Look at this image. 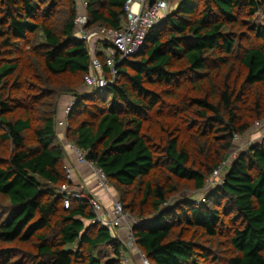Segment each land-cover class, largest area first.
I'll use <instances>...</instances> for the list:
<instances>
[{"label": "trees", "instance_id": "16d2710c", "mask_svg": "<svg viewBox=\"0 0 264 264\" xmlns=\"http://www.w3.org/2000/svg\"><path fill=\"white\" fill-rule=\"evenodd\" d=\"M126 1L85 0L87 29L120 30ZM260 14L264 0H179L115 83L87 94L76 0H0V264H121L92 195L64 207L60 190L73 183L58 110L68 95L66 141L144 220L134 236L150 264H264V139L205 198L169 204L183 185L204 191L235 136L264 121ZM104 247L114 255L102 262Z\"/></svg>", "mask_w": 264, "mask_h": 264}, {"label": "built area", "instance_id": "2783aa9c", "mask_svg": "<svg viewBox=\"0 0 264 264\" xmlns=\"http://www.w3.org/2000/svg\"><path fill=\"white\" fill-rule=\"evenodd\" d=\"M84 7L76 18L77 36L84 41L89 49L91 58L90 73L85 77V88L89 93L103 94L115 83L118 75V65L125 59L135 57L145 46L147 37L154 26L162 22L173 10L171 0H158L151 3L149 0H127L124 8L125 18L120 30L108 28L87 29L88 17L85 11L87 4L83 0ZM106 70L108 75H106ZM75 99L66 110V115L71 112ZM262 124V123H260ZM63 126V123L58 125ZM243 138L235 136L234 142H242ZM67 151L75 153L77 162L80 165H87L94 172L96 182L104 189L110 199L111 207L105 208L96 197L90 198V204L95 213L94 222L101 228L109 229L114 238L121 244L119 259L121 264H130L132 256L136 255L139 264H150L146 255L139 248L134 236V229L144 223L125 212L123 204L117 196L111 192L107 177L92 163H89L85 154L74 145L66 142ZM225 164L214 171L212 176L206 181V188L216 189L220 186L219 180ZM67 177L72 180L73 171L67 168ZM205 188V189H206ZM60 194L64 198V207L69 209L70 199L85 198L81 190H77L74 185H65L61 188ZM122 231L125 237L122 236Z\"/></svg>", "mask_w": 264, "mask_h": 264}, {"label": "rangeland", "instance_id": "374dc122", "mask_svg": "<svg viewBox=\"0 0 264 264\" xmlns=\"http://www.w3.org/2000/svg\"><path fill=\"white\" fill-rule=\"evenodd\" d=\"M178 1L179 0H171L172 8L173 9L176 6V4L178 3ZM76 2L78 4V10H79V14H80L82 8L84 7L83 6L84 3H83V0H76ZM255 23L264 26V16L262 14L258 15L257 16V21H255ZM83 86H84V88L82 90V93H87L88 94L89 92L86 90L85 85H83ZM68 96H70V98H72V95H68ZM63 97H65V96H63ZM261 123L262 124L258 123L252 129V131H250L245 136L246 137V140H244V137H242L243 138V141L242 142H239L237 144L234 142L235 147H234L233 151H231L227 163H225V166H227V167H225L223 169L222 177L219 180L220 185L222 184V181H223V175H226L228 173V171H229V167H230L229 164L232 163L238 157V155H240L241 153L245 152L250 145L257 144V143L261 142L264 139V121L261 122ZM65 138L66 137H64V139ZM212 191H213V189H209V188H206L204 191H195L191 185H183V186L180 187L179 194L176 195V196H174V197H172L170 199L169 204L170 205L171 204L172 205L173 204L176 205V204H179L182 201H186V200L196 201L197 202L199 200V198H201V199L202 198H205V196L207 194H209L210 192H212ZM115 195L117 196V199L120 200L119 195L117 193ZM133 218L137 219L136 217H133ZM113 255H114L113 254V249L111 247H104V248L100 249L97 252V255L96 256L102 262H105V261L108 260V258H112Z\"/></svg>", "mask_w": 264, "mask_h": 264}, {"label": "crops", "instance_id": "0c3cea01", "mask_svg": "<svg viewBox=\"0 0 264 264\" xmlns=\"http://www.w3.org/2000/svg\"><path fill=\"white\" fill-rule=\"evenodd\" d=\"M83 13H85V11H83ZM74 99L75 97L73 96L72 98H70V96H65V97H61L59 101L58 125L60 123H63V126L62 127L58 126V134H59V139L63 144H66V138L64 139V137H66V131H67L66 109ZM244 140H246V138H244ZM66 166L67 168H71L73 171V177L71 181L77 190L88 192L93 197L98 198L105 208L109 209L111 207V199L108 193L98 185V183L96 182L94 172L89 168V166L80 165L77 162V157L75 153L67 151ZM200 200L201 198H199L198 201ZM121 234L123 237H125V233L123 231ZM130 264H139V260L136 255L132 256V262Z\"/></svg>", "mask_w": 264, "mask_h": 264}, {"label": "clouds", "instance_id": "9594fccd", "mask_svg": "<svg viewBox=\"0 0 264 264\" xmlns=\"http://www.w3.org/2000/svg\"><path fill=\"white\" fill-rule=\"evenodd\" d=\"M66 142H67V141H66ZM225 167H227V166H225ZM225 167H224V168H225Z\"/></svg>", "mask_w": 264, "mask_h": 264}, {"label": "water", "instance_id": "95a60500", "mask_svg": "<svg viewBox=\"0 0 264 264\" xmlns=\"http://www.w3.org/2000/svg\"><path fill=\"white\" fill-rule=\"evenodd\" d=\"M94 94H97V93H94Z\"/></svg>", "mask_w": 264, "mask_h": 264}]
</instances>
